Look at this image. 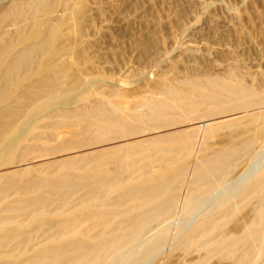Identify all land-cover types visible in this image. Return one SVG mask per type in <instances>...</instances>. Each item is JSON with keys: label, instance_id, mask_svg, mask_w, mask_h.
I'll list each match as a JSON object with an SVG mask.
<instances>
[{"label": "bare ground", "instance_id": "obj_1", "mask_svg": "<svg viewBox=\"0 0 264 264\" xmlns=\"http://www.w3.org/2000/svg\"><path fill=\"white\" fill-rule=\"evenodd\" d=\"M48 2L30 0V14ZM21 6L14 0L8 19L19 18ZM51 42V34H45L14 55L0 79V99L7 96L17 71L31 67L35 55L48 50ZM59 78L50 75L37 83L36 91L22 89L13 102L0 107V146L6 147L1 164L15 165L20 157L24 161L36 151L50 155L57 146L81 144L80 137L86 133L106 141L138 134L145 127L159 128L168 124L172 114L187 116L197 125L183 134L154 136L147 144L137 140L118 148L111 145L47 168H34V164L4 173V184L0 177V264H106L124 247L141 242L148 232L171 220L179 204L197 213L180 227L178 247H196L206 256L222 255L233 264H264V162L262 158L250 161L264 143V92L247 86L232 72L226 77L164 81L160 83L163 96L143 100L141 109H126L107 98L89 104L86 97L83 107L63 105L66 108L58 110L51 122L41 120L16 135L28 110L33 109L27 115L35 118L51 102L67 101L79 83L76 79L60 85ZM231 114L237 117L228 119ZM79 125L84 130L74 131L68 143L51 144L55 142L51 127ZM222 129L225 137L217 138L215 146L214 138ZM196 145L199 155L190 166ZM215 191L223 194L227 207L201 210L205 207L202 194ZM245 210L246 216L231 228L230 223ZM161 241L160 237L154 240L151 252Z\"/></svg>", "mask_w": 264, "mask_h": 264}, {"label": "rangeland", "instance_id": "obj_2", "mask_svg": "<svg viewBox=\"0 0 264 264\" xmlns=\"http://www.w3.org/2000/svg\"><path fill=\"white\" fill-rule=\"evenodd\" d=\"M16 1L22 3L24 15L9 19L6 14L12 11L14 0L0 1V79L4 78L6 68L18 51L38 42L45 34H51L52 42L48 50L35 55L31 67L17 71L10 81L7 96L0 99V107L13 102L22 89L32 87L36 91L37 83L44 82L50 75L60 77V83H63L60 85L79 80L66 103L57 99L41 109L35 118L27 115L33 109L28 110L19 121L18 136L41 120L51 122L58 110L83 107L86 97L89 104L107 98L126 109H141L143 100L152 95L163 96L160 83L164 81L177 83L188 78L226 77L232 72L247 86L264 92V0H49L34 14H30L33 12L30 0ZM234 114L241 115L239 112ZM234 114L228 119L237 117ZM186 117L172 114L168 124L159 128L145 127L138 134L104 142L86 133L80 137L81 144L57 146L55 154L44 155V151H36L24 161L20 157L18 164L5 166L0 163V177L3 179L4 173L21 168L26 170L34 164V168H47L74 155L107 150L111 145V148H118L135 144L137 140L147 144L154 136L183 134L197 125ZM51 129L55 138L52 145L59 140L68 143L74 131L84 130L80 125L74 128L53 126ZM224 131L222 129L214 138L215 146L225 137ZM263 145L260 142L251 162L257 158L264 162ZM198 147L196 145L194 158L189 160L190 166L199 155ZM5 151V145H1L0 155ZM202 195L205 207L201 210L205 212L227 207L221 193L204 192ZM180 206L171 220L148 232L150 235L146 234L141 242L124 247L106 264H196L200 261L233 264V260L222 255L206 256L196 247L177 246L180 227L197 213V210H184ZM243 212L234 219L236 222L233 220L235 223H230L231 228L237 227L246 216V210ZM158 237L162 238L161 245L151 252Z\"/></svg>", "mask_w": 264, "mask_h": 264}]
</instances>
